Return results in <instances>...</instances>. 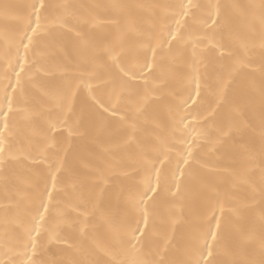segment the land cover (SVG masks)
<instances>
[{"label":"bare ground","instance_id":"bare-ground-1","mask_svg":"<svg viewBox=\"0 0 264 264\" xmlns=\"http://www.w3.org/2000/svg\"><path fill=\"white\" fill-rule=\"evenodd\" d=\"M39 3L0 0V264L188 261L217 217L210 259L261 264L264 0H43L25 49ZM146 158L158 191L133 209L119 194L143 192ZM37 190L52 203L33 250ZM97 204L133 226L147 211L135 251L112 243Z\"/></svg>","mask_w":264,"mask_h":264},{"label":"snow or ice","instance_id":"snow-or-ice-1","mask_svg":"<svg viewBox=\"0 0 264 264\" xmlns=\"http://www.w3.org/2000/svg\"><path fill=\"white\" fill-rule=\"evenodd\" d=\"M191 6L190 0L189 5H182L181 7H189ZM33 11L36 16L35 20V27H32V22L29 19V23L27 27L24 30V34L20 37V43L23 45L25 49H28L29 46L33 43L34 34L37 33L38 29L41 28V11L45 8V5L43 3V0H40L39 5H32ZM217 12L215 17L210 12L208 14V18L203 20L202 23L207 26L211 27L214 25H217L219 23V6H216ZM183 15H188V12L185 11ZM211 20V25H209L208 20ZM179 23V21H177ZM28 28H31V33L28 32ZM173 39H175V33L171 34ZM25 38H27V43H24ZM150 47V46H149ZM152 54L153 58L156 54V49L152 48ZM147 67L151 69L153 67L152 63H149L147 58L145 59L144 65L141 66ZM23 68V66H21ZM19 82V81H18ZM197 89H199V83H197ZM197 94H199L197 92ZM195 102V101H194ZM9 110H11V99H9ZM104 111H108L107 108L104 109ZM5 116H7V113H5ZM181 123H183V120H181ZM5 127H7V124L5 123ZM71 135V133H70ZM3 140L0 138V153L3 152ZM189 157H191V152L189 151ZM181 159H183V162L185 165L189 163V160L187 158H184L183 155H181ZM2 157H0V163H2ZM146 171L149 173L145 180V188L143 192H137L132 189H129L126 193L122 192L119 195H122L124 197L125 204L133 209H139L141 206L146 205L149 199H152L153 197L150 195V193L154 194L157 193L158 188L153 187L152 178H151V170L155 168V162L152 160H148L147 158L144 161ZM57 172L60 171V168L58 167L56 169ZM157 176L156 181L157 185L159 183V169H156ZM180 175H184L183 168L180 169ZM52 180L53 184L52 187L55 189L56 187V175L55 173L52 174ZM177 191L173 193V195L178 194L180 189V183L177 180L176 184ZM43 193L39 192L37 190L36 198L39 200V203L36 206L35 214L32 216V224L33 228L27 229V236L30 240H32V247L33 250L35 249V239L32 236L33 230L38 234L41 229V222L45 220V213H48L50 211V205L52 203V191L47 190V196L48 199L45 201L43 199ZM139 197V198H137ZM43 209L41 211L40 209ZM99 211L101 215V219L103 220L104 225L106 226L108 232L112 235V243L116 246H120L121 248H127L130 246V248L135 251L136 250V244L133 243V241H138L140 239V236L143 235L145 232V229L148 224V213L145 210L144 211V226L141 227L139 221L137 220L135 222V226H133V223L131 219L128 217L127 213H125L123 216H120L118 218V214L115 211H106L100 207L99 204L94 205V212ZM220 212H224V207L221 204ZM38 217V219H37ZM221 228V221L220 218H216V230H213L211 226L209 225L208 229L201 233L200 237L197 238V243L194 245V252L198 255V258L183 261V262H172V264H201L203 261V264H218V262L215 259H210V257L214 256V250H215V244L213 242H218L220 238V232L219 229ZM83 232V229H81ZM137 233L140 234V236L137 235ZM209 235L211 236V240L208 239ZM202 239L203 243H199V240ZM260 246L262 249H264V237L261 238ZM25 250L27 249V243L24 245ZM69 247H72L71 244H69ZM205 248L207 249V255H205ZM32 264H35L33 261ZM70 264H99V262L96 261H71ZM131 264H153V262L148 261L147 259L144 260H133L131 261ZM231 264H247V262L239 261V260H233L231 261ZM261 264H264V261L261 262Z\"/></svg>","mask_w":264,"mask_h":264}]
</instances>
